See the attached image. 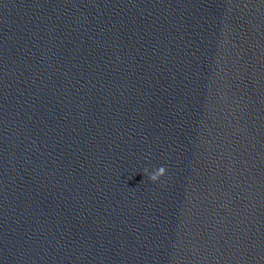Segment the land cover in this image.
Instances as JSON below:
<instances>
[{"label": "water", "instance_id": "95a60500", "mask_svg": "<svg viewBox=\"0 0 264 264\" xmlns=\"http://www.w3.org/2000/svg\"><path fill=\"white\" fill-rule=\"evenodd\" d=\"M0 264H264V0H0Z\"/></svg>", "mask_w": 264, "mask_h": 264}, {"label": "clouds", "instance_id": "9594fccd", "mask_svg": "<svg viewBox=\"0 0 264 264\" xmlns=\"http://www.w3.org/2000/svg\"><path fill=\"white\" fill-rule=\"evenodd\" d=\"M165 169L163 166H161L158 170H156L155 172H153L150 176H151V180L156 181L160 178V176L165 175Z\"/></svg>", "mask_w": 264, "mask_h": 264}]
</instances>
